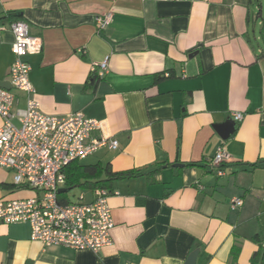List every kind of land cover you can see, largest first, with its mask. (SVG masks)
<instances>
[{
  "label": "crops",
  "instance_id": "0c3cea01",
  "mask_svg": "<svg viewBox=\"0 0 264 264\" xmlns=\"http://www.w3.org/2000/svg\"><path fill=\"white\" fill-rule=\"evenodd\" d=\"M263 17L261 0H0V84L14 62L10 25L24 22L43 43L26 58L41 110L83 113L102 123L92 138L118 142L80 163L143 174L163 166L113 184L112 243L98 253L43 246L28 223L0 222V264H186L197 250L196 264H251L264 253ZM10 91L13 112L24 110L26 95ZM221 147L227 160L213 167ZM80 192L93 200L94 190ZM35 195L0 167V200Z\"/></svg>",
  "mask_w": 264,
  "mask_h": 264
},
{
  "label": "built area",
  "instance_id": "2783aa9c",
  "mask_svg": "<svg viewBox=\"0 0 264 264\" xmlns=\"http://www.w3.org/2000/svg\"><path fill=\"white\" fill-rule=\"evenodd\" d=\"M111 19V13L97 17L99 30L105 29ZM10 29L15 35L10 83L12 88L26 95V107L14 113L15 95L0 87V116L4 121L0 128V167L13 172L16 187L33 190L36 195L0 200V222L6 225L28 223L31 240L43 246L98 253L112 243L115 222L109 198L113 192L99 188L94 190L91 202L80 195L76 202L62 203L59 190L66 184L65 169L70 163L83 161L105 147L116 150L118 142L108 137L92 138L93 132L102 129V123L83 113L56 116L41 110L26 58L42 52V40L32 37L24 22H14ZM2 30L1 27L0 32ZM96 70L103 78L108 71V58L93 71ZM15 119L19 126L14 123ZM243 119L244 114H234L235 122ZM226 160L227 154L221 147L211 164L220 168ZM219 174L224 172L221 170ZM242 205L239 198L231 200L232 209Z\"/></svg>",
  "mask_w": 264,
  "mask_h": 264
},
{
  "label": "trees",
  "instance_id": "16d2710c",
  "mask_svg": "<svg viewBox=\"0 0 264 264\" xmlns=\"http://www.w3.org/2000/svg\"><path fill=\"white\" fill-rule=\"evenodd\" d=\"M9 18H11V16H9ZM101 79L102 78L98 76L97 70L92 72L91 81L93 84L97 83ZM186 166L195 167L199 166V164L187 163ZM162 169L163 166H159L157 169L147 174H143L137 169L115 172L112 170L110 165L103 166L100 163L95 165H86L80 163V161H74L70 163L65 169V186L68 192L60 194L59 198L62 203H73L69 199L68 193L75 188L83 190H96L100 188L106 189L112 193L113 184L117 181L131 180L142 176H156L161 172ZM262 251L263 250L260 247L252 257L251 264H264V253ZM232 255L233 259L237 257L236 246L233 247Z\"/></svg>",
  "mask_w": 264,
  "mask_h": 264
},
{
  "label": "water",
  "instance_id": "95a60500",
  "mask_svg": "<svg viewBox=\"0 0 264 264\" xmlns=\"http://www.w3.org/2000/svg\"><path fill=\"white\" fill-rule=\"evenodd\" d=\"M0 87H3L5 89H12V85L10 82H3L0 84ZM222 131H225V130H222ZM224 134H226V132H223ZM67 192V189H60L59 190V193L62 194V193H66ZM198 254H199V251H195L193 252L190 256H189V259L187 260V263L186 264H196V260H197V257H198Z\"/></svg>",
  "mask_w": 264,
  "mask_h": 264
},
{
  "label": "rangeland",
  "instance_id": "374dc122",
  "mask_svg": "<svg viewBox=\"0 0 264 264\" xmlns=\"http://www.w3.org/2000/svg\"><path fill=\"white\" fill-rule=\"evenodd\" d=\"M261 2H262L263 7H264V0H261ZM256 4H257V1L254 2V6H256ZM91 161H92V158H89V159L85 160L84 163H89V162H91ZM62 189H63V188H62ZM80 191H81V189H79V188H75V189L71 190V191L68 193V197H69V199L71 200V202H76V201H78V198H79V196H80V194H81Z\"/></svg>",
  "mask_w": 264,
  "mask_h": 264
}]
</instances>
